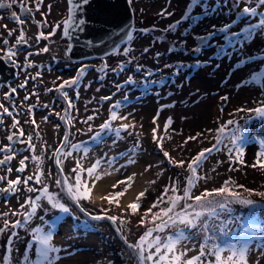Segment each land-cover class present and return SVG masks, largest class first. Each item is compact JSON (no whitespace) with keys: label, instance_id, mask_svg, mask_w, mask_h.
Masks as SVG:
<instances>
[{"label":"rangeland","instance_id":"obj_1","mask_svg":"<svg viewBox=\"0 0 264 264\" xmlns=\"http://www.w3.org/2000/svg\"><path fill=\"white\" fill-rule=\"evenodd\" d=\"M18 1L15 4L18 10H20L21 1L35 4V0ZM131 2L136 16L134 40L130 44L127 43L119 48L118 53L106 58L91 59L88 62L75 61L69 57L67 48L70 43L67 38L62 36V24L61 29H58L55 35L48 40L36 41V36L40 30L36 21L42 20V13H45L48 27L43 30L46 33L50 31L57 22H61L66 17V0H43L41 9L36 14L39 19H25L23 25L30 45L27 51L30 50L33 55L27 57L28 60L32 61V66L27 68L24 66L26 61L25 52L19 55V61L21 62L19 82L22 84L25 79H28V83L25 88L19 89L20 101L15 115L24 129L25 139L28 134H32V143L36 145L35 155L43 156L42 168L49 190L60 193L62 201L70 208V213H63L59 210L50 209L47 201H42V207L38 209L37 215L30 225V227H35L41 224V216L45 217V221H52L59 225L54 235V243L61 248V259L56 264H109V262H112V264H133V261L129 259L131 250L127 248L121 236L117 233V227H122L123 234L128 237L130 242L134 243L145 231V227L139 226L144 210L161 195L164 187L173 180L178 179L182 188L185 177L188 175L186 165L184 168L169 165L153 140L152 129L155 127L153 117L157 115L162 105L174 106L159 111L157 124L160 127L157 135L165 137L163 141L164 150L178 160L190 161L201 149L211 147L215 143L212 137L216 133L207 130L216 129L229 119L237 120L239 125L246 130L248 136L257 140L264 138V118L250 116L251 112L237 111L240 108H255L260 101H264V93L261 92L259 87L239 86L244 79L248 78L251 72L264 70V56L261 55L264 53V35L258 33L244 46L243 51H240L239 48H232L230 52L221 57L215 55L218 51L217 44L224 42L218 35L211 42L215 45L204 51L202 56L196 57V60H209L210 64L205 63L197 66L193 63L189 67L187 64L196 61L193 60L195 57L192 56V53L168 52L171 45L179 44L181 31L189 25V21H183L181 28L176 32L164 31L169 24L180 20L185 14L189 0H131ZM206 2L213 11L199 7L194 9V15L200 14L202 11L208 12L207 15L200 16L197 25L192 24L189 33L204 35L214 30L213 25L219 28L227 24L234 19L235 13L244 7L246 0H241L240 4L235 7V0H208ZM49 4L52 5L50 12L47 7ZM254 4L255 0H253L252 6ZM263 7L259 10L260 12H264ZM162 9L171 11L173 15L170 17L158 15ZM3 17V20H0V48L4 49L3 40L8 36L7 29L10 26L18 27L14 36L9 38V44H13L19 36L21 26L12 23L5 14ZM251 19L255 23L258 17ZM245 23H247V18L234 25L232 30L237 31ZM4 25H7V29L4 28ZM144 28L152 29V31L141 32L140 30ZM160 35H164L166 39L156 41L155 37ZM195 43L196 41L193 40L192 35H187V47L191 48ZM45 46L49 47V52L36 54L39 49ZM125 47H131L132 49L127 56L123 54ZM146 47L149 48L147 53L143 51ZM156 52H160L161 55L157 57ZM248 56H252L254 59L249 60L246 65H241L237 69L235 65L238 61L247 59ZM179 62L186 65L179 74L175 73L174 67H165L166 64L175 66ZM103 63L108 65V69L104 73L98 70ZM121 63L124 64L123 71H119V73L112 71ZM85 64L89 67L83 82H80L74 88L65 89L75 105V108L71 110L74 123L69 127L65 121L54 114L55 112L63 114V110L66 108L63 96L55 90L54 85H59L63 80L74 77L78 69ZM138 65L142 67L138 68ZM37 72H41L42 75L35 80L31 79ZM148 72H151L152 75L148 76ZM101 76H103L102 80ZM129 76L136 81L135 84L125 83ZM164 78H168V80L164 81ZM152 81L158 83H152ZM118 85H122V87L118 89ZM49 88H52L53 91H47ZM77 90L79 91L78 98L76 96ZM33 91L37 95H32L30 99L24 100V97ZM225 95L229 97L227 102L221 100V97ZM105 96H109L111 99H101ZM22 101L23 103H21ZM117 101L121 102L120 108L117 109L118 114L127 117V119L112 121V127L116 128L121 124H130L134 127L122 130L119 137L115 133L106 130L101 135L107 136V138L103 139L102 142L93 141L91 138L96 132L100 131L99 126L108 120L110 108ZM5 104V106L8 105V100L5 101ZM29 105L36 106L33 112L39 125L38 129L35 125L25 122L32 118V114L29 113L28 109ZM44 105H49V107L45 108ZM89 115L94 116V119L86 124L84 121ZM45 116L48 117L46 121L43 119ZM168 117H172L173 124L165 133L164 124ZM12 124V118L6 115L3 125L0 127V139L3 142H5L7 135L12 132ZM56 125H59V127L57 128ZM89 125L92 127L91 132L88 131ZM235 127V125L229 126L230 129ZM14 130L17 131L18 129ZM66 132L70 135V143L64 145V151H71L72 156L64 158L63 175L74 176L71 170L76 166L77 159L85 168L90 167L99 159L102 162L99 171L106 173L102 175L99 181H96L91 192V198L81 200L79 204L69 199L55 184V180L61 178V174L55 164L53 154L61 146ZM197 133H203V135L197 140L184 144L185 139ZM168 136H171V139H168ZM225 143H227V140ZM72 144H83V146L88 147L87 155L84 154L82 148L72 149ZM258 150L259 145L257 143L248 146L245 155L246 165H231V167L238 169L232 171L229 170L230 163L226 149L211 153L199 170L201 175L208 178L198 182L193 189V194L199 195L206 188H218L229 177L247 188L264 191V169L250 167L254 163L255 154ZM121 153H125V156L121 157ZM32 155L33 152L29 147L23 152L17 150L15 164H13V177L16 178L19 175L21 179H24L36 171L37 165L31 159ZM25 156L30 157L26 161L27 168L25 172L18 173L15 168L19 166V160ZM129 156L134 158L136 163L126 164ZM113 157L116 159L111 162ZM217 161H223V163L217 164ZM124 164H126V167L122 168L121 165ZM149 165H152V167L148 168ZM133 173L136 175L128 192L133 188H138V190L142 188L141 191L147 189L146 196L141 200L142 206L136 215H132L130 211L125 212V208L135 200L137 194L141 191L132 197L130 202L124 203L123 197L127 192L119 198L120 206L115 203L109 204L104 199L110 193L122 191L125 185H120L115 189L112 185L124 180ZM83 178L87 179L86 174ZM103 178H106V180L103 181ZM107 179H114L115 183L108 182ZM151 181H155V183L153 184ZM88 182L91 187L92 180ZM29 184L35 185V181H30ZM35 186L42 187V185ZM20 187L21 190L18 193L7 199H1L0 205L3 206L4 210H9L11 213V211L17 210L28 196L35 197L38 194L27 192L23 185ZM96 191L103 193L101 198L94 196ZM239 191L243 192L242 189H239ZM242 194L247 196V193ZM250 198L255 200L257 204L254 206L234 204L232 205L233 212L231 214H235L236 217H243L248 209L260 206L262 210L255 219L259 223L258 235L264 236V198L256 195H252ZM46 209L50 210L46 211ZM105 210H107L108 215L124 217L129 223L120 225L117 222L114 225L107 219L93 222L91 217L98 213L103 214ZM58 216L61 217L60 220L56 219ZM18 218L20 217L9 219L15 220ZM2 224L3 221L0 220V226ZM77 225H80V227H77ZM85 225L90 227L86 229ZM16 231L19 236L14 239L16 249L14 260L22 258L26 244L30 239L27 229L19 228ZM9 235L10 232L0 235V256L4 254V246L7 244ZM202 241L203 234L201 233L197 238L184 242V245L193 249L188 252V256L197 254ZM258 243V240H254L250 245L249 264H255L257 259H259V264H264V248L258 247Z\"/></svg>","mask_w":264,"mask_h":264},{"label":"snow or ice","instance_id":"obj_2","mask_svg":"<svg viewBox=\"0 0 264 264\" xmlns=\"http://www.w3.org/2000/svg\"><path fill=\"white\" fill-rule=\"evenodd\" d=\"M241 0H235V6L239 5ZM18 3V0H0V8H11L13 4ZM91 3V0H68V10L66 17L61 21L57 22L50 31L47 33L43 30L47 27V15L42 13L44 19L41 21H36L39 31L36 36V41L48 40L50 37L54 36L58 29L62 27V36L64 38L72 39L75 33H82L86 30V26L89 23L86 15V6ZM43 4V0H35L34 9L39 11ZM253 0H246L244 7L240 10L237 15V19L233 20L231 23L225 24L219 28L213 25V31L206 33L204 35H197L194 33H189V28L192 24L198 23L201 15H207L206 12H201L198 15H194V9L197 7L201 9H207L208 11H213L211 6L206 2V0H189V4L186 6L185 14L171 24H169L164 31L165 32H176L181 28L183 21H189L188 27L183 28L181 31V38L179 39V44H173L168 48V52H185V53H202L212 46V41L220 35L221 39L224 41L223 44H217L218 51L215 53L216 56L221 57L226 53L230 52L232 48H239L240 51L244 50V46L251 41L258 33L264 35V12H260L262 6H264V0H255L254 6H252ZM48 11H51L52 5H48ZM20 9L22 12L27 13L29 16L34 15L33 7L27 5L24 2L20 3ZM231 11V9H230ZM161 16H172L173 13L167 9H162L158 14ZM11 17L15 22L20 25L19 36L17 37L15 44L0 49L3 53V59L8 60L16 67H19V63L15 61L17 55L18 46L27 45L29 40L26 38V33L24 32L23 25L25 20L20 17L16 12L11 13ZM257 22L253 23L251 18H257ZM247 18L246 26L241 28L239 31H232L233 26L238 22V20H243ZM7 29V25H4ZM15 29L8 30V36H11ZM141 32L147 33L152 31V29L144 28L140 30ZM135 29L127 31L122 37V41H127L129 44L134 40ZM191 34L193 40L196 41L195 45L191 48L187 47V35ZM166 37L160 35L155 37L156 41H163ZM105 41H100L99 43H104ZM87 45L94 46L92 40L86 41ZM3 44L7 46L9 40L5 38ZM49 47L45 46L38 50L39 52L47 53L49 52ZM72 51V45L69 44L67 52ZM113 53H118L119 48L114 47L112 49ZM132 51L131 47H125L123 49V54L125 56L129 55ZM143 51L147 53L149 48H144ZM33 55L32 52L28 53V56ZM160 52H156V56L159 57ZM264 56V53L261 54ZM134 59V57H133ZM254 59L252 56H248L247 59H240L235 65L237 69L241 65H246L249 60ZM195 64L199 65L201 63H208V61L196 60ZM25 68L32 66V61L28 60L26 57ZM186 65L183 62L173 65H165V67H174L175 73L179 74L183 67ZM88 65L81 66L78 69L77 74L67 80H63L59 85H54L55 90L60 92L64 100L67 103V107L63 110V114L60 112H55L54 114L58 116L61 120L65 121L66 125L71 127L74 123V118L72 116L71 110L75 108L73 99L69 96L66 88H74L78 86L81 82L82 77L85 76ZM138 68L142 66H137ZM218 67V65H217ZM108 69L107 63H103L99 67V71L104 73ZM123 71L124 64L121 63L117 68L112 69V71ZM42 75L41 72H37L35 76L31 79L35 80L37 77ZM148 76L152 73L148 72ZM103 79V76H101ZM28 83V79L19 85L20 88H25ZM126 84H135L136 81L129 76ZM152 83H158L157 81H152ZM254 86L259 87L261 92L264 93V70L253 71L249 74L248 78L244 79L239 86ZM118 89L122 85L117 86ZM99 90V89H97ZM47 91H53L52 88L47 89ZM17 93V88H11L10 92L5 93V98L11 100L12 95ZM32 95H37L35 91L29 93L24 97V100L30 99ZM77 98L79 97V91H76ZM38 98V97H37ZM103 100H110L111 97H102ZM228 96H222L221 100L227 102ZM23 103V101L21 102ZM121 106V102L117 101L110 108V117L103 124L99 126L100 131L96 132L91 138L93 141L102 142L103 137L101 133L107 131L113 132L119 137L122 130H127L134 127L130 124H121L119 127L113 128L112 121L118 119H127V117H122L118 114L117 109ZM174 105H162L161 109L158 110L157 115L153 117V124L155 127L152 129L153 140L156 142L157 147L160 148L163 156L169 165L184 168L186 165V171L188 175L185 177L184 186L180 187V181L173 180L169 185L164 187L163 192L160 196L156 198L145 210L144 214L139 221V226L145 227V231L138 239L133 243L128 240V237L123 234V228L117 227V233L121 236V239L126 244L127 248L131 250L130 260L133 264H249V253L251 251L250 245L254 240H258V247L264 248V236L258 235L259 223L255 219L254 209L249 212L248 217H233L231 213L233 212L232 205L240 204L244 206H254L257 202L250 197L252 195L264 198V191H257L255 189L247 188L242 184H238L234 179L229 177L223 182V184L218 188L204 189L199 195L193 194V189L197 186L198 182L208 177L200 174V169L204 162L214 151H221L226 149L228 155V161L230 163L229 170H238L231 165H246L245 155L246 148L252 143H257L259 145V150L255 154L254 163L250 165L252 168L264 169V138L256 139L250 137L246 134V130L239 125V122L235 119H229L225 123L219 125L216 129H208V132H215L216 135L212 137L215 143L211 147L201 149L190 161L178 160L172 157L168 151L164 150L163 141L164 136L157 135L159 125L157 120L159 119V111L164 108L173 107ZM35 105H29V113L32 114V118L26 123L35 125L36 129L39 128L35 118H34V108ZM47 108L49 105H44ZM15 104L13 103L12 108L6 107L3 102H0V124H3V116L11 117L13 120L12 128L18 129V131H12L7 135L6 139L9 142L16 141L21 145H27L33 152L31 159L36 163V171L32 175H28L26 178L21 179L19 175L15 179L8 178L5 175H0V182H6L3 188H0V192L16 194L21 190V185H23L27 192L38 193L35 197L28 196L23 204L19 205V208L15 211L0 212V220L3 221L2 226H0V235L6 232H10L8 236L7 244L4 246L5 251L2 256H0V264H56L57 261L61 259L60 252L61 248L54 243V235L59 227V225L52 221H45V217L41 216V224L30 227L33 219L36 217L38 209L42 207V201H47L50 205V209L59 210L63 213H70V208L62 201L60 193L53 192L49 190L48 184L45 180V173L42 168L43 156L35 155L36 145L32 143L33 136L28 134L26 139H20V137L25 136L21 122L17 119L14 114ZM223 109L221 108V111ZM237 111H246L255 113V115L264 117V101H260L258 106L251 109L240 108ZM45 121L48 119L47 116L43 118ZM94 119V116L89 115L84 123H88ZM173 124L172 117H168L164 124V132L167 133L168 129ZM235 125L234 129H230L229 126ZM58 128L59 125H56ZM88 131H92L91 125L88 127ZM38 135V133H37ZM203 133H197L194 136H189L185 139L184 144L189 141L197 140ZM171 139V136L167 137ZM227 140V143L225 141ZM70 143L69 133L66 132L61 146L58 147L54 152L55 164L59 168L61 178L55 180V184L61 189L69 199L79 204L81 200H87L91 198L92 189L95 187L96 181L102 178V175L106 173H101L99 171L101 166V160L97 159L90 167L85 168L79 159L76 161V166L71 170L74 176L63 175L64 172V158L72 156L71 151H64V145ZM72 149H83L85 155H87L89 149L83 146V144H72ZM138 147V145H137ZM0 153H5L2 159H0V165H4L6 162L12 161L16 155L17 150L14 148L12 143L4 144L0 147ZM121 157L125 156V153L120 154ZM30 157L25 156L23 159L19 160V167L16 169L17 172L23 173L27 168L26 161ZM115 157L112 158L111 162L115 161ZM136 160L129 156L126 164H134ZM223 161H217V164H221ZM126 164L121 165V167H126ZM149 165L148 168H151ZM147 170V169H146ZM215 170V169H213ZM9 173L13 171L11 167L7 169ZM84 174H86L87 179H84ZM135 173L127 176L124 180L118 181L116 184L112 185L113 189L119 187L120 185H125L122 191H117L110 193L108 196L104 197L109 204L115 203L120 206V197H123L128 190L132 187V182L134 181ZM94 178V179H93ZM35 181V185H42V187H36L35 185H30V181ZM89 180H92L91 187L89 186ZM155 183V181H151ZM239 189L243 190V193H247V196L243 195ZM147 189L141 191L137 194L135 200L128 204L125 208V212L130 211L132 215H136L141 208V200L146 196ZM46 209V211L50 210ZM155 210V211H154ZM83 211V209H82ZM9 215L13 217H20L15 220H10ZM60 220L61 217H57ZM93 220H103L107 219L111 221L114 225L119 222L120 225L129 223L124 217H118L115 215H107V210L103 215L92 216ZM80 227V225H77ZM86 229L90 227L89 225L84 226ZM19 228H25L29 231L30 239L28 240L25 251L22 258L14 260V239L18 238L19 233L16 231ZM203 234V241L199 245V250L196 255L188 256V252L193 249L188 248L184 245L185 241H190L197 238L199 234ZM34 249V252H33ZM112 264V262H109ZM255 264H259V259L255 261Z\"/></svg>","mask_w":264,"mask_h":264},{"label":"water","instance_id":"obj_3","mask_svg":"<svg viewBox=\"0 0 264 264\" xmlns=\"http://www.w3.org/2000/svg\"><path fill=\"white\" fill-rule=\"evenodd\" d=\"M89 23L82 33L69 39L72 51L69 56L76 61L105 57L119 48L124 34L134 28V12L130 0H91L86 6ZM92 40L94 46L87 45ZM104 43H99L100 41ZM1 73H4L0 69ZM9 78H7V81Z\"/></svg>","mask_w":264,"mask_h":264},{"label":"flooded vegetation","instance_id":"obj_4","mask_svg":"<svg viewBox=\"0 0 264 264\" xmlns=\"http://www.w3.org/2000/svg\"><path fill=\"white\" fill-rule=\"evenodd\" d=\"M21 1V0H20ZM7 2H11V0H7ZM19 2V1H18ZM22 2V1H21ZM27 5H29V6H31V7H33V9H34V5H32L30 2H25ZM12 12H16L18 15H20V17L22 18V19H33V20H36V19H39V17H37V13H38V11H35V9H34V15L33 16H29L27 13H25V12H22L21 11V9L20 10H18L17 9V7H16V5L15 4H13L12 5V7L11 8H7V7H5V8H0V14L3 16L4 14L6 15V17L9 19V20H11V22L12 23H16L15 22V20L11 17V13ZM44 19V16H43V18H42V20ZM13 20V21H12ZM39 21H41V20H39ZM17 24V23H16ZM47 27H48V23H47ZM11 28H13V29H15L16 31H17V28L18 27H15V26H10L8 29H7V33H8V30H10ZM16 31L15 32H13V34L11 35V36H7V39L10 41V37H12V36H14V34L16 33ZM16 41V40H15ZM15 44V42L13 43V44H8L7 46H5L4 45V48H6V47H10V46H12V45H14ZM24 46H30L29 45V43L27 44V45H22V46H18V48H17V55H16V57H15V61H17L18 63H19V67H16L15 65H14V63H12V62H10V61H8V60H5V59H3V53L2 52H0L1 54H0V69H2L3 70V72L4 73H1L0 72V102H3L4 103V105H6L5 104V101H7L8 99H6L5 98V93H8V92H10V90H11V88H17V93L16 94H13L12 95V98H11V100H8V105L6 106V107H12L13 106V103L15 104V109H14V114L16 113V111H17V108L19 107L18 106V102L20 101V91H19V89H20V87H19V85L21 84L20 82H19V80H20V72H21V62L19 61L20 59H19V55L22 53V52H28L27 50H25V49H22ZM0 49H3V48H0ZM30 51V50H29ZM14 76V77H13ZM7 78H12V79H10V80H8L7 81ZM7 114H5L4 116H3V121H4V117L6 116ZM4 123V122H3ZM3 124H0V127L2 126ZM12 131H16V130H12ZM18 131V130H17ZM0 135H1V130H0ZM25 139V136L24 137H20V139ZM8 143H11V142H9L6 138H5V142H3V140L2 139H0V147H3V145L4 144H8ZM14 146V148L16 149V150H19L20 151V148L21 147H23L24 145H21V144H16V145H13ZM25 148H28V146L27 147H25ZM24 148V149H25ZM5 155V153H0V159H2L3 158V156ZM15 158L12 160V161H10V162H6V163H8L7 165H6V163L4 164V165H0V169H2L1 171H0V175H5V176H7L8 178H11V179H15V177H13L12 176V173H13V171L11 172V173H9L8 171H7V169L9 168V167H11L13 170H14V165L13 164H15ZM19 167V166H18ZM17 167V168H18ZM17 168H15V169H17ZM5 184H6V182H0V188H3L4 186H5ZM12 195H14V194H10V193H3V192H0V201H1V199H7V198H9V197H11ZM1 210H4L3 209V206H1L0 205V212H9L10 213V211L9 210H4V211H1ZM8 218H14L13 216H11V215H9V217Z\"/></svg>","mask_w":264,"mask_h":264},{"label":"bare ground","instance_id":"obj_5","mask_svg":"<svg viewBox=\"0 0 264 264\" xmlns=\"http://www.w3.org/2000/svg\"><path fill=\"white\" fill-rule=\"evenodd\" d=\"M110 172V171H109ZM111 175V174H110ZM112 176V175H111ZM106 178H103V181H105ZM108 182H113L115 183L114 179H107ZM140 189L142 188H133L131 189L124 197H123V202L124 203H128L131 201L132 197H134L139 191H141ZM138 190V191H137ZM103 193H99V192H94V196L97 198H101Z\"/></svg>","mask_w":264,"mask_h":264},{"label":"trees","instance_id":"obj_6","mask_svg":"<svg viewBox=\"0 0 264 264\" xmlns=\"http://www.w3.org/2000/svg\"><path fill=\"white\" fill-rule=\"evenodd\" d=\"M253 114H255V113H251V115H253ZM255 116H257V115H255ZM260 118L262 119V118H264V117H260ZM242 193H243V192H242ZM253 209H254L255 217L258 216V215L260 214L261 210H262L260 206H259V207H256V208H253ZM253 209H248L247 212H246V214H245V216H243V217H244V218L248 217L249 212L252 211ZM103 214H104V212H103ZM103 214L98 213V214H96V215H103ZM96 215H95V216H96ZM107 215H108V214H107ZM231 216L236 217L235 214H231ZM104 220H105V219H103V220H93V221H104Z\"/></svg>","mask_w":264,"mask_h":264}]
</instances>
